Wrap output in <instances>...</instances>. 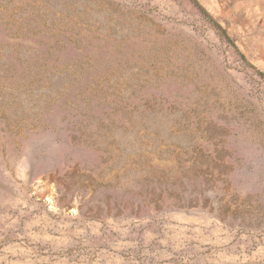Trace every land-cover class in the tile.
Instances as JSON below:
<instances>
[{
	"label": "rangeland",
	"instance_id": "1",
	"mask_svg": "<svg viewBox=\"0 0 264 264\" xmlns=\"http://www.w3.org/2000/svg\"><path fill=\"white\" fill-rule=\"evenodd\" d=\"M0 0V264H264V0Z\"/></svg>",
	"mask_w": 264,
	"mask_h": 264
},
{
	"label": "trees",
	"instance_id": "2",
	"mask_svg": "<svg viewBox=\"0 0 264 264\" xmlns=\"http://www.w3.org/2000/svg\"><path fill=\"white\" fill-rule=\"evenodd\" d=\"M192 3L194 4V6H196V8L198 9V11L209 20V22L211 23L212 27L214 28V30L216 31V33L219 35V37H221L222 39L232 43L230 37L228 36L227 32L225 31L224 28H222V26L214 21L210 15L208 14V12L196 1V0H191Z\"/></svg>",
	"mask_w": 264,
	"mask_h": 264
}]
</instances>
